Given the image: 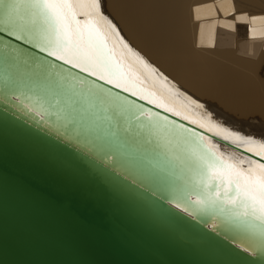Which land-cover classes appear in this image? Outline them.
I'll list each match as a JSON object with an SVG mask.
<instances>
[{
    "label": "snow or ice",
    "instance_id": "obj_1",
    "mask_svg": "<svg viewBox=\"0 0 264 264\" xmlns=\"http://www.w3.org/2000/svg\"><path fill=\"white\" fill-rule=\"evenodd\" d=\"M104 6L105 0H0V103L15 102L51 125L56 134L44 136L53 152L113 161L101 175L121 192L134 194L124 183L129 178L153 197L158 189L155 208L176 227L198 232L193 242L211 244L222 264H264V137L216 124L210 112L208 121L198 119L157 92L155 85L167 88L169 77L129 43ZM255 75L264 81V64ZM213 137L240 158H226ZM81 144L90 147L81 151ZM157 157L180 161L195 174V185L182 183ZM165 204L193 221L208 216L211 222L196 229Z\"/></svg>",
    "mask_w": 264,
    "mask_h": 264
},
{
    "label": "water",
    "instance_id": "obj_2",
    "mask_svg": "<svg viewBox=\"0 0 264 264\" xmlns=\"http://www.w3.org/2000/svg\"><path fill=\"white\" fill-rule=\"evenodd\" d=\"M47 132L56 134L34 113L15 102L0 103V264H222L211 244L193 242L198 232L176 227L173 218L155 208L158 189L153 197L129 178L124 183L134 194L121 192L101 175L103 169L111 170L113 161L102 155L81 160L53 152ZM213 140L237 151L219 137ZM79 147L86 151L90 146ZM157 161L182 183L195 185V174L186 172L180 161ZM135 179L139 182L140 177ZM165 207L196 229L206 230L202 221L211 222L208 216L193 221Z\"/></svg>",
    "mask_w": 264,
    "mask_h": 264
},
{
    "label": "bare ground",
    "instance_id": "obj_3",
    "mask_svg": "<svg viewBox=\"0 0 264 264\" xmlns=\"http://www.w3.org/2000/svg\"><path fill=\"white\" fill-rule=\"evenodd\" d=\"M104 11L129 43L169 77L167 88L180 89L170 95L156 84L157 92L198 119L208 121L210 112L216 124L264 137V81L255 75L264 64V19L248 18L264 17V0H105ZM188 96L205 107L193 105ZM214 143L226 158H240L239 152Z\"/></svg>",
    "mask_w": 264,
    "mask_h": 264
}]
</instances>
